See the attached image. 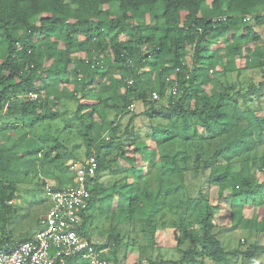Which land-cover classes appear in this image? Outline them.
Returning <instances> with one entry per match:
<instances>
[{
	"label": "trees",
	"instance_id": "1",
	"mask_svg": "<svg viewBox=\"0 0 264 264\" xmlns=\"http://www.w3.org/2000/svg\"><path fill=\"white\" fill-rule=\"evenodd\" d=\"M116 4L114 13L110 7ZM263 10L264 0H0V111L6 107L9 115L34 124L56 118L55 107L64 97L71 103L66 128L77 130L87 157L97 161L94 176L87 179L89 208L77 229L90 239L88 229L97 218L96 208L107 204L113 229L98 246H110L104 256L113 264H122L120 250L136 243L130 236L133 228L153 243L157 231L166 228L173 234L174 248L182 253L177 260L147 255L134 264H232L237 260L264 264V244L226 249L214 233L216 217L207 196L199 191L201 196L193 197L186 190L192 167L195 172L202 168L209 183L218 186L220 197L227 198L229 191L233 224L264 234V114L258 102L239 104L242 97H264V42L258 30L264 24ZM247 14L252 15L250 20H245ZM222 39L225 44L213 48ZM248 70L263 79L258 83L250 79L243 91L241 75ZM174 83L175 94L169 92ZM95 90L99 95L92 102L88 95ZM31 92L38 98L17 100ZM153 92L164 102L149 100ZM107 93L111 96L104 97ZM132 103H143L145 108L131 113L135 138L125 146L121 137L129 129L120 137L118 131ZM86 109L91 110L85 113ZM175 116L198 139L192 145L195 149L184 148L181 158L157 152V132L164 131L153 121ZM138 117L150 120L152 135L136 128ZM248 130L256 136L254 145L245 149L248 142L243 134ZM186 133L177 132L165 142L178 139L183 147L190 139ZM216 139L219 145L213 148ZM55 143L62 144L59 138ZM114 147L121 152L107 158ZM45 148L38 159L42 164L61 157L60 152L52 154L55 145ZM16 149V144L0 143V230L14 213L11 201L22 167ZM39 152L35 150L34 157ZM120 158L131 163L132 180L104 186L103 173ZM146 163L151 169L145 174ZM77 177L67 183L61 179L53 188L73 187ZM173 205L176 216L166 219ZM248 206L259 207L256 216H246ZM9 241L2 237L0 245Z\"/></svg>",
	"mask_w": 264,
	"mask_h": 264
},
{
	"label": "rangeland",
	"instance_id": "2",
	"mask_svg": "<svg viewBox=\"0 0 264 264\" xmlns=\"http://www.w3.org/2000/svg\"><path fill=\"white\" fill-rule=\"evenodd\" d=\"M110 8L114 13H116L118 5H112ZM261 14H264V10ZM148 18L153 21L151 17ZM258 30L262 36V42H264V24L259 25ZM224 44V39H222L219 43H214L212 46L215 48ZM243 65L244 61L241 60L240 66ZM231 78L234 79L235 76H232ZM250 79L254 80V83H258L263 78L259 73H255L252 70L243 72L241 75L243 91L249 88V84L251 83ZM70 87H72L71 84ZM98 95L99 92L95 90L88 95V97H90L92 102H94ZM103 96L107 97L111 95L107 93ZM27 98H29L28 94L27 97L25 95L20 96L17 100H26ZM251 98V96L245 99L242 97L239 99V104L244 106L246 102H249L256 106L258 102V104L262 107V112L264 114V97H258V99L255 98L256 101ZM162 102L164 101L162 100ZM69 108H72V105L64 97L62 102L55 107V109L59 110V114L56 118L45 119L44 121L38 120L34 124L31 122V119H20L19 117L15 118V116L9 115L6 113V107L0 111V143H3L6 146L16 144V151L19 153L21 158L19 162H22L20 164L22 167L17 171L16 176V180L18 181L17 192L15 194L16 196L15 199L11 201L14 213L11 215L10 220L5 224L4 228L0 230V238L9 237V244L13 245L23 238L32 237V235L33 237L35 236V234L41 229L39 221L48 212L52 204L51 198L46 193V188L59 186L61 179L67 183L71 177L75 176L83 169L89 158L86 155V145L77 130L74 129L70 132L66 128L67 123L64 120H70L72 115ZM144 108L145 105L143 103H138L134 111L122 116L121 128L118 131V136L120 137L125 130L129 129V134L122 135L121 137V141L125 146L131 144L135 138L134 132L132 131V128L134 130V127L132 123H129L130 116L132 115L131 113H140L144 110ZM90 110L91 109H86L85 113ZM110 116V119H112L113 113ZM96 118L97 117H95V119ZM143 119L144 120L139 117L136 119V128H139L141 134L143 135H152L153 128L149 126V123H151L150 120L147 117H144ZM153 123L155 125L159 124L158 130L162 129L161 131H164L163 133L157 132V140L159 142L157 152L159 155L174 154L181 158L184 154V148L185 151H193L195 149L192 145L196 144L198 139L197 137H194L193 130L186 128L184 124L185 122L180 117L175 116L171 118V120H154ZM243 125H245L244 120H242V126ZM172 130L173 132H170ZM177 132L183 136L187 134L186 132L190 133V139L183 147L178 139L165 142V138L169 136V138H172V136ZM106 134H108V132H106L105 135ZM243 135V138L247 139L249 145H243V147L245 149L252 147V145H254L253 141L256 135L249 130ZM56 138H59V141L62 142V144L58 145L55 143ZM48 145H55L52 154L60 152L61 157L57 161L42 164L40 162L41 160L38 159L42 155L44 149H46L45 147ZM211 145L213 148H217L219 145L217 139L212 140ZM37 149L40 150V152L37 153L38 157H34L35 150ZM120 152V147H114L112 153L109 154L107 158H110ZM139 155L141 156V154ZM130 165L131 163L126 158H120L115 165L103 173L101 182L104 186L110 187L115 183L123 184L128 180H132L133 176L130 171ZM145 166L144 172L146 174L150 171L151 167H148V163H146ZM155 166L160 169L161 163L157 162V165ZM116 168L119 169L118 172L114 171ZM208 172L209 170H206V173ZM205 175V170L203 171L202 168H200L198 172H195L192 167L186 182V190L188 194L193 197H200L201 193L199 191H203V195L207 196L216 217V228H214V233L222 241L225 248L228 250L238 247L246 249V246L250 243L257 242L259 244H264V234L258 235L256 231L249 230L247 228L244 229L233 224L234 222L231 218V195L229 191L226 190L225 192L228 195L227 198L220 197L218 193V186L210 184L205 178ZM257 175L261 177L262 174L257 173ZM42 179L45 181L44 184L41 182ZM180 194H182V191ZM171 207L174 209L172 212H168L166 219L176 216V214H174L176 209L175 205ZM258 211V206H255V208L248 206L245 209V214L250 217L256 216ZM95 212L97 218H95L91 223L90 228L88 229V236L93 241L103 242L109 235L110 229H113V227L109 225L111 222L110 208L107 204H105L100 208L97 207ZM137 230L138 229L133 228L130 234L131 240L135 239L136 243L130 246L128 250H125L124 248L120 250V263L134 264L139 260V258L143 259L147 255H152L153 258L162 257L166 260H177L182 255V253L174 248L176 243L173 238V234L171 231H167L166 228H161L157 231V243H153L141 232H137ZM125 240H127V237H125ZM105 250L110 252V246H107ZM110 264L113 263L110 262ZM142 264L145 263L142 262ZM205 264L213 263L207 261ZM232 264H240V260L233 261ZM247 264L251 263L247 261Z\"/></svg>",
	"mask_w": 264,
	"mask_h": 264
},
{
	"label": "built area",
	"instance_id": "3",
	"mask_svg": "<svg viewBox=\"0 0 264 264\" xmlns=\"http://www.w3.org/2000/svg\"><path fill=\"white\" fill-rule=\"evenodd\" d=\"M251 18L252 15L245 16V20ZM188 63L192 65L191 60ZM177 87V83H174L169 92L175 94ZM28 95L31 99L39 96L35 92ZM149 100L161 101L162 97L153 92ZM136 105L130 104L128 110L134 111ZM96 167V158L90 156L79 171L75 186L46 188L52 204L39 221L41 229L30 240L16 242L11 246L0 245V264H66L67 259L72 260L71 264H110L104 256L106 250L98 246L102 242L89 239L77 229L83 220V211L89 208L91 190L87 179L94 176Z\"/></svg>",
	"mask_w": 264,
	"mask_h": 264
}]
</instances>
